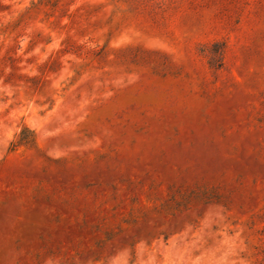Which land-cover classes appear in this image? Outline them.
Wrapping results in <instances>:
<instances>
[{"label": "rangeland", "instance_id": "1", "mask_svg": "<svg viewBox=\"0 0 264 264\" xmlns=\"http://www.w3.org/2000/svg\"><path fill=\"white\" fill-rule=\"evenodd\" d=\"M0 264H264V0H0Z\"/></svg>", "mask_w": 264, "mask_h": 264}]
</instances>
